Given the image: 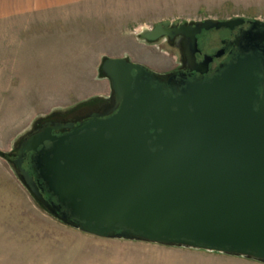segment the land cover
Returning <instances> with one entry per match:
<instances>
[{
	"label": "water",
	"instance_id": "water-1",
	"mask_svg": "<svg viewBox=\"0 0 264 264\" xmlns=\"http://www.w3.org/2000/svg\"><path fill=\"white\" fill-rule=\"evenodd\" d=\"M240 20L205 17L178 27L158 21L138 37L182 33L192 62L195 33ZM253 22L264 26L262 19ZM99 69L113 90V113L79 126L31 129L10 151V166L36 202L96 236L264 263V90L257 58L237 57L175 95L152 86L151 72L126 56L103 55ZM60 127L70 130L51 132ZM24 151L32 152L30 168L22 165Z\"/></svg>",
	"mask_w": 264,
	"mask_h": 264
},
{
	"label": "rangeland",
	"instance_id": "rangeland-1",
	"mask_svg": "<svg viewBox=\"0 0 264 264\" xmlns=\"http://www.w3.org/2000/svg\"><path fill=\"white\" fill-rule=\"evenodd\" d=\"M236 14L264 19V0H0V264H264L83 232L46 212L9 163L41 118L109 91L103 55L174 67L175 49L140 39L143 27Z\"/></svg>",
	"mask_w": 264,
	"mask_h": 264
},
{
	"label": "flooded vegetation",
	"instance_id": "flooded-vegetation-1",
	"mask_svg": "<svg viewBox=\"0 0 264 264\" xmlns=\"http://www.w3.org/2000/svg\"><path fill=\"white\" fill-rule=\"evenodd\" d=\"M236 16H241L242 20L230 27L221 26L210 27L207 29L201 28L200 31L195 33V50L192 62L188 61L185 50V36L182 33H176L173 35L162 34L153 40H162L175 49L176 63L173 68L165 71H157L141 62H136L130 58H128V60L142 64L151 72L152 86H161L163 92L175 95L181 88L186 86L187 83L206 81L210 77L220 73L229 62L237 59V57H243L246 54H253L258 62L256 73L260 78L259 89L260 91H263L264 26L260 23L253 22L257 17H248L239 14L218 19L234 18ZM191 21H172L171 23H175L178 27L182 23L190 25L192 23ZM134 72L135 71L132 70L133 74ZM113 96V90L109 85V91L107 93L65 112H55L53 115L41 118L36 124H34L32 129L40 130L41 127L48 126L49 124H65L68 122H71L74 126H79L95 117L110 115L114 112L113 107L115 104ZM69 130V127H60L58 129H52L51 132L59 134ZM44 143L47 144L48 142L44 141ZM31 156L32 152L24 151L23 167L30 168ZM12 158H14L13 155ZM29 170L33 173L32 169Z\"/></svg>",
	"mask_w": 264,
	"mask_h": 264
}]
</instances>
